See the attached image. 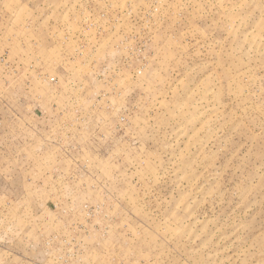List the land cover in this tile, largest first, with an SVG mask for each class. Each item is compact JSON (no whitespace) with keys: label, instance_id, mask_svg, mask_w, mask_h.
<instances>
[{"label":"rangeland","instance_id":"rangeland-1","mask_svg":"<svg viewBox=\"0 0 264 264\" xmlns=\"http://www.w3.org/2000/svg\"><path fill=\"white\" fill-rule=\"evenodd\" d=\"M0 264H264V0H0Z\"/></svg>","mask_w":264,"mask_h":264}]
</instances>
